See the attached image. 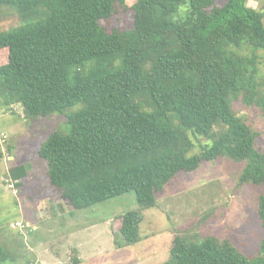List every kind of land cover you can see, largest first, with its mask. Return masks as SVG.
Instances as JSON below:
<instances>
[{"label":"trees","instance_id":"trees-1","mask_svg":"<svg viewBox=\"0 0 264 264\" xmlns=\"http://www.w3.org/2000/svg\"><path fill=\"white\" fill-rule=\"evenodd\" d=\"M248 1L0 0L25 19L0 27V96L32 118L82 103L39 149L48 195L79 209L134 191L152 207L178 172L226 157L243 164L239 185L261 189L264 229V151L233 106L264 114V11ZM199 137L209 142L190 154ZM10 174L19 186L27 168ZM121 218L123 244L141 240V211ZM171 244L161 264H264V237L252 257L214 235ZM8 257L0 244V264Z\"/></svg>","mask_w":264,"mask_h":264},{"label":"rangeland","instance_id":"rangeland-1","mask_svg":"<svg viewBox=\"0 0 264 264\" xmlns=\"http://www.w3.org/2000/svg\"><path fill=\"white\" fill-rule=\"evenodd\" d=\"M248 3L264 11V0ZM127 15L121 24L130 21ZM24 21L15 8H0V27ZM6 59L7 51H0V63ZM233 106L259 132L256 144L264 151L262 110L245 104L242 98L235 99ZM81 108L78 103L64 112L32 118L20 104H7L0 96V244L9 254L4 264H161L170 256L177 234L189 240L214 235L229 239L250 257L259 253L264 229L256 202L261 189L239 185L243 164L226 157L204 161L190 172H178L156 193L152 207L141 206L134 191L79 209L59 193L48 195V165L39 149L52 131L69 130L67 114ZM194 140L196 146L190 154L199 150L200 140L209 142L201 137ZM21 164L27 175L18 186L10 171ZM131 209L143 215L141 240L125 245L118 229L121 216ZM75 257L80 259L78 263Z\"/></svg>","mask_w":264,"mask_h":264},{"label":"built area","instance_id":"built-area-1","mask_svg":"<svg viewBox=\"0 0 264 264\" xmlns=\"http://www.w3.org/2000/svg\"><path fill=\"white\" fill-rule=\"evenodd\" d=\"M12 185V184H11Z\"/></svg>","mask_w":264,"mask_h":264}]
</instances>
